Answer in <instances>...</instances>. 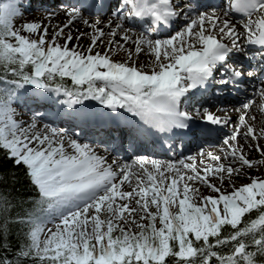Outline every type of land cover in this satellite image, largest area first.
Instances as JSON below:
<instances>
[{
	"label": "snow or ice",
	"instance_id": "snow-or-ice-1",
	"mask_svg": "<svg viewBox=\"0 0 264 264\" xmlns=\"http://www.w3.org/2000/svg\"><path fill=\"white\" fill-rule=\"evenodd\" d=\"M24 7L0 3V264H264V0Z\"/></svg>",
	"mask_w": 264,
	"mask_h": 264
},
{
	"label": "bare ground",
	"instance_id": "bare-ground-1",
	"mask_svg": "<svg viewBox=\"0 0 264 264\" xmlns=\"http://www.w3.org/2000/svg\"><path fill=\"white\" fill-rule=\"evenodd\" d=\"M43 1H44V0H39L38 5H37V10L34 11L35 14L32 15L31 12H28V11H27V12H26V17L28 18V17H30V16L32 15V17H33L32 20H39V19H42V17H43L44 15H46V12H45V10H43V9H39L38 7H42V2H43ZM59 2H60V0H59ZM53 3H54V0H49V5H51V4H53ZM52 22H53V24H54V26H55L57 23H60V20H53ZM254 114L257 116L259 113L254 112ZM257 122H258V123L263 122V119L258 118V116H257ZM217 143H218V147H217V148L213 147L211 150H213V151H215V152H218L219 141H217ZM207 162L210 163V161H207ZM241 183H246V182H245V181H241Z\"/></svg>",
	"mask_w": 264,
	"mask_h": 264
},
{
	"label": "trees",
	"instance_id": "trees-1",
	"mask_svg": "<svg viewBox=\"0 0 264 264\" xmlns=\"http://www.w3.org/2000/svg\"><path fill=\"white\" fill-rule=\"evenodd\" d=\"M7 191L12 195L23 196L29 201L34 198V193L28 190L27 185L24 182L7 186Z\"/></svg>",
	"mask_w": 264,
	"mask_h": 264
},
{
	"label": "rangeland",
	"instance_id": "rangeland-1",
	"mask_svg": "<svg viewBox=\"0 0 264 264\" xmlns=\"http://www.w3.org/2000/svg\"><path fill=\"white\" fill-rule=\"evenodd\" d=\"M30 18V17H29ZM28 18V21H32L31 19H29ZM40 20V19H39ZM19 22L16 24V26L17 27H19L22 23H23V21H21V20H18ZM52 24H53V22H51ZM57 24H59V23H57ZM53 26H54V24H53ZM82 43H84L85 45L88 43V38H84V40L82 41ZM19 111H20V109H18ZM21 112H23V111H21ZM25 119H27L26 118V116H25ZM40 127H43V125L41 124L40 125ZM256 173H253V175H255ZM245 182L247 183V182H249V181H247V180H245Z\"/></svg>",
	"mask_w": 264,
	"mask_h": 264
}]
</instances>
